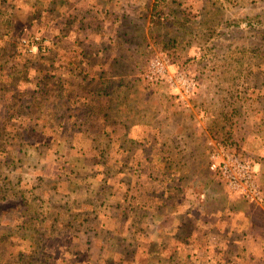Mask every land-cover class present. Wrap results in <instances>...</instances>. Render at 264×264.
Returning <instances> with one entry per match:
<instances>
[{
	"label": "rangeland",
	"instance_id": "obj_1",
	"mask_svg": "<svg viewBox=\"0 0 264 264\" xmlns=\"http://www.w3.org/2000/svg\"><path fill=\"white\" fill-rule=\"evenodd\" d=\"M0 264H264V0H0Z\"/></svg>",
	"mask_w": 264,
	"mask_h": 264
},
{
	"label": "built area",
	"instance_id": "obj_2",
	"mask_svg": "<svg viewBox=\"0 0 264 264\" xmlns=\"http://www.w3.org/2000/svg\"><path fill=\"white\" fill-rule=\"evenodd\" d=\"M156 65H159L158 69L162 67L158 61ZM173 83V88L178 91V98L186 101L194 87L193 82L188 81L185 75L177 74V80ZM211 159L210 169L219 172L231 189L243 191L250 201L262 202L261 192L254 181L251 165L247 160L231 155L223 147H219L217 152L214 151Z\"/></svg>",
	"mask_w": 264,
	"mask_h": 264
},
{
	"label": "trees",
	"instance_id": "obj_3",
	"mask_svg": "<svg viewBox=\"0 0 264 264\" xmlns=\"http://www.w3.org/2000/svg\"><path fill=\"white\" fill-rule=\"evenodd\" d=\"M165 14V13H164ZM172 22H169V23H165V24H171ZM176 23V22H175ZM154 24H155V26H159V25H161L162 24V22H161V19L159 18L157 21H154ZM174 24V23H173ZM172 25V24H171ZM24 206L25 207H28L29 206V204H28V202H27V200H25V204H24Z\"/></svg>",
	"mask_w": 264,
	"mask_h": 264
}]
</instances>
